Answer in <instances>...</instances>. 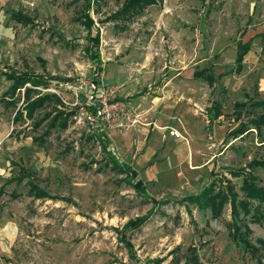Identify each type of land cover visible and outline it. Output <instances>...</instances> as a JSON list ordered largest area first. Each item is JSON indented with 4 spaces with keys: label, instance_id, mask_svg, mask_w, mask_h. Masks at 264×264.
Listing matches in <instances>:
<instances>
[{
    "label": "rangeland",
    "instance_id": "1",
    "mask_svg": "<svg viewBox=\"0 0 264 264\" xmlns=\"http://www.w3.org/2000/svg\"><path fill=\"white\" fill-rule=\"evenodd\" d=\"M125 2L93 4L104 65L96 77L88 30L78 19L84 0H0V10L32 20L13 22V35H5L0 49V126L11 132L10 141H0V264H158L189 246L197 247L202 264L264 261V222L243 210L235 217L230 202L215 212L181 201L213 180L215 191L228 192L229 181L244 199L243 176L235 172H249L250 162L264 159L256 132L231 134L241 121L264 114L263 106L254 105L264 100V0H164L141 14L110 19ZM250 39L251 51L238 70L231 47ZM202 69L213 73V84L194 75ZM4 72L43 76L47 85L38 91L60 96L62 108L73 113L68 128L44 135L47 121L36 126L52 104L33 118L17 115L23 90L15 105L5 103L12 82ZM92 81L115 88L116 100L126 106L123 127L89 128L86 92ZM133 95L166 98L173 104L166 134L176 128L191 144L184 161L174 149L167 156L158 151L140 169L159 200L155 206L113 161L135 164L155 122L152 109L133 104ZM236 102H244L239 118ZM253 172L264 185V169ZM20 175H26L21 183L10 181ZM29 179L49 196L30 195ZM249 201L251 209L258 204ZM150 212L144 223L124 231L129 220Z\"/></svg>",
    "mask_w": 264,
    "mask_h": 264
},
{
    "label": "trees",
    "instance_id": "2",
    "mask_svg": "<svg viewBox=\"0 0 264 264\" xmlns=\"http://www.w3.org/2000/svg\"><path fill=\"white\" fill-rule=\"evenodd\" d=\"M101 0H84V6L82 12H80L78 19L88 30V47L87 53L91 57L93 74L99 77L100 73L103 71V65L100 58V43H101V33L100 28L96 25V21L91 15V10L93 4ZM164 0H126L122 8L114 13L110 19L117 18L120 15H135L141 14L144 9L150 5L162 4ZM12 17L19 22L24 24L32 23V20L23 16L20 12L12 11ZM252 46V40L246 42L238 43V53H237V69L242 68L245 55L250 51ZM6 78L12 80V85L5 92L6 95L10 94L15 96L17 91L25 88L24 91V109L26 110L27 116L33 118L35 112L43 108L46 103H56L54 110L45 113L37 122L36 126H40L45 121L48 123L47 129L44 131V135H49L50 131L56 127L66 129L69 126V120L72 112H66L63 107L62 100L56 93H42L38 91V87L41 85H47V81L41 75L31 74L29 72H5ZM195 75L197 77H203L210 84L214 83L215 77L213 73L208 72L206 69L196 71ZM30 84L31 86H28ZM254 105H259L264 107V100L257 101ZM244 106V102H236L235 113L239 118L242 113L238 111L239 108ZM17 115L22 116L23 110H19ZM219 115V114H218ZM259 137V142L264 144V114H259L258 116H253L250 119L241 121L236 130L232 131V135L238 137L243 134H254ZM103 146L105 149H109V145L106 142L105 137H101ZM38 140V138H34ZM117 168H119L122 173L128 177L130 182L133 184L134 189L145 199L151 201L153 205H158L159 200L148 193L144 182L138 178V172L134 170L131 166L113 160ZM249 172H244V170L239 169L235 172L236 176H243V183L241 189L245 193V198L241 199L235 192V189L229 181H227V191H215V180H213L208 186L204 187L199 193L189 194L184 196L181 201H188L198 205L201 209L211 208L212 211L218 212L224 202H230L232 206V214L235 217L240 215V211L243 210L245 214L251 215L254 222H264V185L258 184V177L253 172L256 167H261L264 169V159L253 160L249 164ZM23 169H21L22 171ZM212 175H215L212 173ZM26 178V175H20L13 180L17 183H21ZM30 195L36 198H44L49 196L48 193L40 188L34 181L28 180ZM14 197H17V193H13ZM249 200H256L258 204L251 209V203ZM152 212L146 216H141L136 219L129 220L125 225V232L127 229H132L138 227L144 223L150 216ZM126 233L122 232V237L125 238ZM128 242V241H127ZM264 246V240L261 241ZM257 248H254L256 250ZM258 251V250H257ZM158 264H202L200 256L198 254V249L196 246H189L184 252L177 250L174 252L172 259L168 262L159 261ZM258 264H264V261H259Z\"/></svg>",
    "mask_w": 264,
    "mask_h": 264
},
{
    "label": "crops",
    "instance_id": "3",
    "mask_svg": "<svg viewBox=\"0 0 264 264\" xmlns=\"http://www.w3.org/2000/svg\"><path fill=\"white\" fill-rule=\"evenodd\" d=\"M164 2V1H163ZM163 4V3H162ZM5 7H9L8 5H6ZM92 15V14H91ZM13 22L15 23H18L16 19H14L12 17V14H8L6 11H5V8H2L0 10V49H1V45L4 43V41L6 40V36L5 35H13L12 33V28H13ZM22 23V22H20ZM24 24V23H23ZM10 31V32H8ZM100 47H101V43H100ZM252 47V46H251ZM231 49L233 50V53H238V43L235 45V46H232ZM251 51V49H250ZM249 51V52H250ZM248 52V53H249ZM247 53V54H248ZM246 54V55H247ZM2 55V51H0V57ZM245 55V56H246ZM100 58H101V55H100ZM237 58V56H236ZM244 60H245V57H244ZM101 62H102V59H101ZM244 63V61H243ZM102 65H103V62H102ZM242 67H243V64H242ZM103 71H104V65H103ZM102 71V72H103ZM101 72V73H102ZM5 73V72H4ZM3 73V76L5 79L6 78V75H4ZM10 73V72H8ZM100 73V74H101ZM94 75V74H93ZM195 75V73H194ZM100 76V75H99ZM215 77V76H214ZM200 78H203V77H200ZM9 80V79H7ZM206 80V79H205ZM13 83L12 80H9ZM207 81V80H206ZM208 82V81H207ZM215 82V80H214ZM11 83V85H12ZM209 83V82H208ZM210 84V83H209ZM10 85V86H11ZM9 86V87H10ZM28 86H31L30 84H28ZM8 87V88H9ZM40 87V86H39ZM38 87V88H39ZM8 90V89H7ZM6 90V91H7ZM21 90H23V108H19V110H23V115L25 113V115L27 116V113H26V110L24 109V106H25V103H24V91H25V88H22ZM20 90V91H21ZM5 91V92H6ZM4 92V96L3 98H5L4 102L7 103V104H14V99H15V96H11L10 94L6 95V93ZM18 93V91H17ZM46 93H50V92H46ZM58 95V94H57ZM134 99H133V104L135 105H138L140 106V108H142L143 110H149V109H152L153 111V116L152 118L155 120L154 122V125H150L148 128H147V148L146 150L139 156L137 162L135 164L132 163L129 164V162H122V163H125L129 166H131L134 170H136L138 172V178L141 179L145 186H146V182L144 180V178L140 175V169L144 166V164L146 162H148L151 157L153 155H155L158 151H161L163 153L164 156H167L168 155V151L170 149H174V152L176 154V156L179 158V159H186L188 158V156L190 155V150H191V144L189 143V141H185L183 140L182 138V133L180 130H178L180 133H181V136L180 137H175L173 135H171L170 133H167V129L169 127V122L165 121L166 120V116L169 114V109H171V106L173 104H171L166 98L164 97H159V96H154L153 99H149L147 98L146 96L144 95H133ZM137 98V99H136ZM181 100L183 98V95L179 97ZM9 101V102H8ZM0 102H1V98H0ZM47 104H52V105H55L54 108L56 106H59L60 105H57L56 103L52 102V103H46ZM15 105V104H14ZM45 105V106H46ZM1 107V105H0ZM2 108V107H1ZM53 108V110H54ZM41 109V108H40ZM51 111V110H50ZM36 113V112H35ZM182 113V112H181ZM184 114V113H183ZM219 114V115H218ZM22 115V116H23ZM216 116L218 117V119L221 118L222 114L221 112H218L216 114ZM28 117V116H27ZM29 118V117H28ZM179 125V124H177ZM56 128H60V127H56ZM68 128V127H67ZM66 128V129H67ZM55 129V128H54ZM62 129V128H61ZM173 129V128H172ZM53 130V129H52ZM174 130H177L176 128ZM170 132V131H169ZM10 129L8 126L6 127H1L0 126V141L2 140H11L10 138ZM34 138L36 137H32V141H36L34 140ZM106 138V137H105ZM16 142H18V139L15 140ZM20 141H23V140H20ZM143 140L142 139H139L138 140V143H139V146L142 144L145 145L144 141L142 142ZM108 144V143H107ZM109 145V144H108ZM110 146V145H109ZM141 146V147H142ZM184 161V160H183ZM120 162V161H119ZM1 166V165H0ZM1 168V167H0ZM147 189V187H146ZM148 191V190H147ZM149 193V191H148ZM150 194V193H149Z\"/></svg>",
    "mask_w": 264,
    "mask_h": 264
},
{
    "label": "built area",
    "instance_id": "4",
    "mask_svg": "<svg viewBox=\"0 0 264 264\" xmlns=\"http://www.w3.org/2000/svg\"><path fill=\"white\" fill-rule=\"evenodd\" d=\"M116 90L104 82L92 81L87 88L86 96L89 110L86 119L90 129L97 130L101 126L112 128L123 127L126 106L116 100ZM170 134L180 137L178 130L172 129Z\"/></svg>",
    "mask_w": 264,
    "mask_h": 264
}]
</instances>
